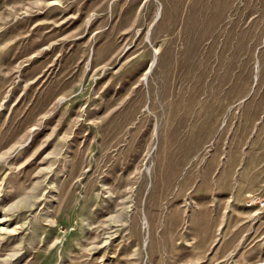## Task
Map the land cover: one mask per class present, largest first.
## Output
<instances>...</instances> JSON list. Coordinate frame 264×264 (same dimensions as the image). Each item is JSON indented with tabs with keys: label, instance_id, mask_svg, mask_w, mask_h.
<instances>
[{
	"label": "rangeland",
	"instance_id": "374dc122",
	"mask_svg": "<svg viewBox=\"0 0 264 264\" xmlns=\"http://www.w3.org/2000/svg\"><path fill=\"white\" fill-rule=\"evenodd\" d=\"M264 0H0V264H264Z\"/></svg>",
	"mask_w": 264,
	"mask_h": 264
},
{
	"label": "built area",
	"instance_id": "2783aa9c",
	"mask_svg": "<svg viewBox=\"0 0 264 264\" xmlns=\"http://www.w3.org/2000/svg\"><path fill=\"white\" fill-rule=\"evenodd\" d=\"M249 206L264 207V199L260 197H253L252 200L249 202Z\"/></svg>",
	"mask_w": 264,
	"mask_h": 264
}]
</instances>
